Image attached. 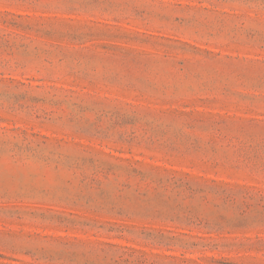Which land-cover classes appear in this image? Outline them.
<instances>
[{
    "label": "rangeland",
    "instance_id": "obj_1",
    "mask_svg": "<svg viewBox=\"0 0 264 264\" xmlns=\"http://www.w3.org/2000/svg\"><path fill=\"white\" fill-rule=\"evenodd\" d=\"M0 264H264V0H0Z\"/></svg>",
    "mask_w": 264,
    "mask_h": 264
}]
</instances>
